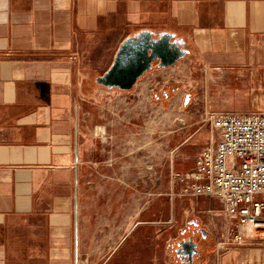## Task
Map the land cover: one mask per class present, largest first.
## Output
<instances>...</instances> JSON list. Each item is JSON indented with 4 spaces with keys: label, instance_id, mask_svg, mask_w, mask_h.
<instances>
[{
    "label": "crops",
    "instance_id": "0c3cea01",
    "mask_svg": "<svg viewBox=\"0 0 264 264\" xmlns=\"http://www.w3.org/2000/svg\"><path fill=\"white\" fill-rule=\"evenodd\" d=\"M143 28L184 41L202 84L226 94L215 114L264 111V0H0V264H90L107 246L91 264H153V223L131 210V195L127 212L106 218L90 210L81 178L80 110L103 90L92 80ZM224 217L197 264H264V242L234 243ZM137 238L144 256L130 248Z\"/></svg>",
    "mask_w": 264,
    "mask_h": 264
},
{
    "label": "rangeland",
    "instance_id": "374dc122",
    "mask_svg": "<svg viewBox=\"0 0 264 264\" xmlns=\"http://www.w3.org/2000/svg\"><path fill=\"white\" fill-rule=\"evenodd\" d=\"M158 68L154 62L140 77L148 73L146 86L137 91L136 83L131 91H115L118 88L97 84L94 76L92 82L103 90L99 97L91 92L94 95L80 110L89 142L82 190L89 196L90 210L93 206L106 218L112 217L114 207L127 212L129 204L123 202L130 194L131 210L146 213L142 218L153 223V264H164L166 257L169 264H175L172 245L184 229L196 223L207 230L212 221L226 219L217 198L181 192L193 158L216 137L210 116L225 110L215 104L224 101L226 94L206 89L202 81L207 76L193 64L190 53L175 66ZM206 239L211 249L214 240L210 235ZM133 243L132 253L144 256L145 252L137 250L140 239ZM107 253L108 246L92 253L91 263Z\"/></svg>",
    "mask_w": 264,
    "mask_h": 264
},
{
    "label": "built area",
    "instance_id": "2783aa9c",
    "mask_svg": "<svg viewBox=\"0 0 264 264\" xmlns=\"http://www.w3.org/2000/svg\"><path fill=\"white\" fill-rule=\"evenodd\" d=\"M210 121L213 145L195 155L181 192L217 198L234 221V243L244 244V237L264 242V111L217 113ZM225 243L218 241L217 248Z\"/></svg>",
    "mask_w": 264,
    "mask_h": 264
},
{
    "label": "water",
    "instance_id": "95a60500",
    "mask_svg": "<svg viewBox=\"0 0 264 264\" xmlns=\"http://www.w3.org/2000/svg\"><path fill=\"white\" fill-rule=\"evenodd\" d=\"M189 53L184 41L175 32H155L143 28L125 36L119 43L109 67L95 77V82L108 88L131 89L137 80L153 66L165 68L175 66L177 61ZM202 236L207 230L201 228ZM180 248L188 247L191 256L196 243L190 238L178 243ZM185 253V252H184Z\"/></svg>",
    "mask_w": 264,
    "mask_h": 264
},
{
    "label": "flooded vegetation",
    "instance_id": "af4514ba",
    "mask_svg": "<svg viewBox=\"0 0 264 264\" xmlns=\"http://www.w3.org/2000/svg\"><path fill=\"white\" fill-rule=\"evenodd\" d=\"M192 239L196 243L193 254L189 256L186 254L188 247L180 248L179 242ZM206 236H202L201 228L197 224H193L191 227L184 229L183 234L172 245V250L175 255V264H197L202 257L203 252L207 249L208 245L205 242ZM185 252V253H184Z\"/></svg>",
    "mask_w": 264,
    "mask_h": 264
}]
</instances>
